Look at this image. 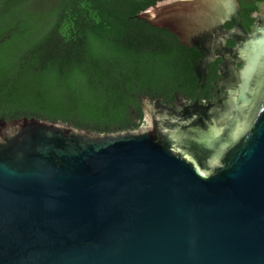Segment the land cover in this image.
<instances>
[{
  "label": "water",
  "instance_id": "water-1",
  "mask_svg": "<svg viewBox=\"0 0 264 264\" xmlns=\"http://www.w3.org/2000/svg\"><path fill=\"white\" fill-rule=\"evenodd\" d=\"M136 17L238 59L232 100L206 125L149 98L129 130L0 118V264H264V28L249 36L238 0H163Z\"/></svg>",
  "mask_w": 264,
  "mask_h": 264
},
{
  "label": "trees",
  "instance_id": "trees-1",
  "mask_svg": "<svg viewBox=\"0 0 264 264\" xmlns=\"http://www.w3.org/2000/svg\"><path fill=\"white\" fill-rule=\"evenodd\" d=\"M160 1L0 0V118L136 128V97L183 88L202 53L136 17Z\"/></svg>",
  "mask_w": 264,
  "mask_h": 264
},
{
  "label": "flooded vegetation",
  "instance_id": "flooded-vegetation-1",
  "mask_svg": "<svg viewBox=\"0 0 264 264\" xmlns=\"http://www.w3.org/2000/svg\"><path fill=\"white\" fill-rule=\"evenodd\" d=\"M240 4V3H239ZM241 10V8H240ZM241 18V13H240ZM228 23V24H227ZM243 29L246 28L242 24ZM235 26L230 21H225L224 29L231 32L232 35H228L225 38L226 47L231 50L236 47V34L233 33ZM264 28V0H249V36L254 33H261ZM229 57L216 55L212 59H208L205 54V49L202 48L201 56H199L193 63L191 68V78L188 79L186 85L181 89H175L167 96L154 95L149 96L147 94H139L136 100L139 104L142 116L141 101L144 98H149L151 102L158 100L161 104L166 105L177 114L184 111L189 112L186 117L188 121L194 124H211L213 121L218 123L216 114L213 116L209 113L210 110H215L217 106L223 105L224 99L228 98L232 100V92L225 89L223 80L225 77L234 75L236 79L237 69L242 67V64L238 62V59L233 61ZM264 66V64H263ZM253 82L254 76L249 73V100L253 97ZM241 103V102H240ZM142 116L135 118L137 123L142 122ZM197 158L205 157L201 154L194 153ZM215 150L209 155L213 157Z\"/></svg>",
  "mask_w": 264,
  "mask_h": 264
},
{
  "label": "rangeland",
  "instance_id": "rangeland-1",
  "mask_svg": "<svg viewBox=\"0 0 264 264\" xmlns=\"http://www.w3.org/2000/svg\"><path fill=\"white\" fill-rule=\"evenodd\" d=\"M263 44V41H260V40H254L253 42H252V44H251V52H252V54H253V57H255L256 56V54H257V52L258 51H260L261 50V48H262V45ZM224 85L226 86H228L229 84H230V82H229V80L228 79H225L224 80ZM225 117V116H224ZM223 117V118H224Z\"/></svg>",
  "mask_w": 264,
  "mask_h": 264
}]
</instances>
